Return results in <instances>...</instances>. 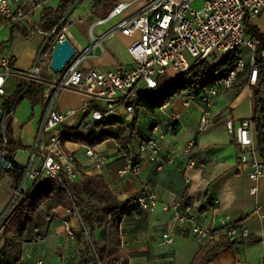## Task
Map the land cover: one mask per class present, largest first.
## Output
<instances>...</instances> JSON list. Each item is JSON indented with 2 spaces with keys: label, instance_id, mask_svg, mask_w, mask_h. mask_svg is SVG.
<instances>
[{
  "label": "built area",
  "instance_id": "2783aa9c",
  "mask_svg": "<svg viewBox=\"0 0 264 264\" xmlns=\"http://www.w3.org/2000/svg\"><path fill=\"white\" fill-rule=\"evenodd\" d=\"M193 1L195 0L119 2L105 19L97 20L90 27L88 46L82 51H76L63 72L47 83L48 88L44 93V115L34 139L29 165L14 191L10 205L0 216L1 232L16 212L18 201L27 196L32 191L33 184L40 179L48 178L59 183L64 181L74 183L80 180L82 172L74 158L63 148L64 133L60 130L78 115H84L88 119V122L81 126L82 130L90 127L96 131L97 124L106 122L108 118L131 122L141 98L156 91L163 77H170L168 83H171L188 74L201 61L214 55L229 57V63H233L234 67L228 72V76L217 80L211 86L204 87L198 94H186L183 97L185 107L197 101L204 104L202 127L209 123L210 110L215 107L216 99L221 93L232 88L237 82L238 75L243 73L247 66L250 67L249 85L255 87L258 84L264 67V51L260 60L257 59L259 40L246 33L245 20L264 18V0H202L200 9L193 8ZM136 3H141L139 10L124 17ZM37 7L38 0H0V19L11 24L29 22ZM119 18L122 19L110 30L96 34L97 27ZM70 24L72 23L69 19L52 49L26 73L15 71L13 55H0L1 106L8 98L7 89L12 79L37 83L43 80L41 75L43 63L57 44L66 39L64 32ZM118 34L133 39L127 49L134 63L132 67L117 65L106 71L82 69L87 59L97 57L95 54L97 50L103 53L104 43ZM241 48H246L250 52L248 61L242 58ZM64 91L83 94L87 100L77 109L59 111L57 102ZM167 106L168 104L160 111L164 112ZM177 121L178 117L172 114L154 124L148 138L139 144L137 155L158 169L163 167L165 161L175 162L178 154L164 155L163 144L175 131ZM227 129L231 141L240 148L239 165L250 168L249 179L256 182L263 178L264 164L257 160L252 117L242 121L239 126H235L234 121L230 119L227 121ZM194 148L195 143L189 142L181 148L180 154L190 157ZM94 157L97 168L108 160L105 155ZM189 166L193 167L194 163L191 162ZM139 172V165L134 166L129 160L118 174L124 176ZM256 193L257 187H253L251 194ZM134 203L140 211L149 213H154L159 206L157 196L148 190L141 193ZM217 203L213 201L214 205ZM162 210L171 214V224L162 235V245L173 244L174 231L188 226L196 241L202 246L218 240L211 228L198 223L194 205L183 202L165 203ZM69 214L70 220L65 222L67 235L74 237L76 233H82L93 264H106L84 226L79 210L75 208L74 212ZM73 221L76 222L77 229H74ZM223 226L225 236L236 245L249 237V230L244 225L232 223L229 217L225 219ZM26 264L43 262H30L29 257Z\"/></svg>",
  "mask_w": 264,
  "mask_h": 264
},
{
  "label": "crops",
  "instance_id": "0c3cea01",
  "mask_svg": "<svg viewBox=\"0 0 264 264\" xmlns=\"http://www.w3.org/2000/svg\"><path fill=\"white\" fill-rule=\"evenodd\" d=\"M134 1L121 0L120 2ZM196 2L202 7V0H195L192 5ZM59 4L60 0H38V7L33 11L29 22L11 24L0 19V55L8 54L15 57L13 66L16 72L26 73L37 63L38 55L47 38V34L39 28L43 12L47 9L55 11ZM88 4L89 19L84 22L82 18L71 19L70 17L72 24L68 25L64 32L65 38L70 41L76 51H82L88 46L89 29L99 20L93 16L89 1ZM140 7L141 3L134 4L124 17L135 14ZM121 19L97 27L96 34L107 32ZM249 24L258 28L264 35L263 17L250 20ZM132 41L133 39L120 34L107 40L103 46L104 52L97 50L95 52L97 57L87 59L82 69L106 71L117 65L132 67L134 63L127 51ZM223 57L221 55L220 59ZM243 73V80L248 81L250 69ZM47 76L57 77L51 71L47 73ZM12 80L15 81V90L11 94L7 92L8 98L15 93L20 82L15 78ZM238 84H240L239 80L236 86L219 95L215 107L210 110L209 123L205 127L201 125V117L205 111L202 102L197 101L185 107L183 97L178 96L168 104L164 112L159 110L163 120L172 114L178 117L175 131L163 144L164 155L176 153L178 156L173 163L165 161L161 169L138 156L140 172L120 176L118 171L129 161L125 151L115 140L90 146V143L99 135V129L96 128L97 130L94 131L91 128L92 135L83 136L81 126L88 122L84 115H78L60 129L63 133L77 131L87 140V145L63 142V148L74 158L83 174L90 177H103L111 192L120 201L133 200L146 190L157 196L159 206L154 213L134 212L125 217L121 223V249L128 257L129 264H192L202 248L214 244L200 245L188 226L174 231L173 244L162 245V235L171 224V214L165 213L162 205L177 202L194 205L198 223L211 228L217 235L218 240L215 243L226 237L223 222L227 217L232 223L244 225L249 230L250 234L246 240L221 252L211 264H263L264 177L256 182L249 179L250 168L239 165L240 148L231 141L227 129V121L230 119L234 121L235 126H239L242 121L252 117L253 87L247 84L238 94L236 88ZM59 98L60 102H57L59 111L77 109L87 100L83 94L73 91H64ZM1 104L2 101L0 106ZM41 105L44 109V102ZM240 109L248 110L250 116H235V112ZM44 110L40 117H36L34 112L32 118L24 125L16 118L13 119L14 138L27 151L29 157ZM131 122L124 126L128 127ZM151 129L152 127L147 133L137 132L133 143L139 146L148 138ZM253 133L256 137L257 160L263 163L258 152L255 127ZM189 142H194L195 148L190 157H185L180 154V150ZM97 148L104 149L98 152ZM84 153L89 156L88 160L84 159ZM90 153L94 156L105 155L108 160L103 166L97 168L95 157L90 156ZM191 162L194 163L193 167L189 166ZM253 187H257L255 195L251 194ZM12 191H14L13 180L9 185L7 198L4 197L5 200H3V211L11 199ZM213 201L218 203L214 205ZM44 209L47 215L43 229L44 235L22 245L20 264H26L29 257L31 262L42 261L43 264H79L82 250L79 233L70 237L65 229V222L70 220L69 211L59 207L49 213L48 207ZM72 225L74 229L78 228L75 221ZM35 232H40V227ZM96 237L100 239L101 233L98 232Z\"/></svg>",
  "mask_w": 264,
  "mask_h": 264
},
{
  "label": "trees",
  "instance_id": "16d2710c",
  "mask_svg": "<svg viewBox=\"0 0 264 264\" xmlns=\"http://www.w3.org/2000/svg\"><path fill=\"white\" fill-rule=\"evenodd\" d=\"M79 1H81L80 5L89 1L93 16L100 20L105 19L121 0H60L59 7L55 11L52 9L45 10L39 28L47 34V38L49 35L54 34L52 41L46 46L45 54L54 46L66 24L67 14ZM249 21V18H246V33L259 40L256 57L260 60L261 53L264 51V35L261 34L258 28L250 25ZM59 26L61 27L56 31ZM233 67V63H229V57L227 56L220 60L205 59L201 61L185 76L171 83L160 84L156 91L141 98L139 105L136 107L134 119L126 127L125 140H122L119 134L120 128L126 125L125 121L112 119L97 124L99 135L90 143V146H97L106 141L115 140L125 151L127 158L133 162L134 166H137L139 158L131 148L134 136L138 132L140 110L146 109L155 113L156 110H160L183 93L198 94L204 87L211 86L217 80L226 78ZM249 69L248 66L245 72ZM243 76L244 73L238 75L237 82L238 80L240 82L236 87L238 94L249 84V80H243ZM47 82L46 75H43V80L39 83L20 81L15 93L7 98L0 108L4 113L0 129V155L4 156L11 164L10 169L0 170V185L2 179L8 175L13 180L14 189H17L26 170V167L15 161L16 153L22 150L23 146L15 140L13 135L14 111L25 100L30 101L34 106L43 103L44 93L48 88ZM263 86L264 67L261 71V79L253 87L252 99V124L256 128L258 152L264 164ZM22 95L23 97H21ZM63 142L80 145L88 144L87 140L77 131L64 133ZM76 165L80 169V166ZM135 200L136 198L128 202L120 201L111 192L103 177H90L82 173L80 180L74 183L69 181L59 183L48 178H42L33 184L32 191L27 196L18 201L14 216L3 228L4 247L0 250V264H20V250L23 243L32 242L37 240L39 236L44 235V233L39 234L35 230L40 227V224L37 223V217L45 207H48L49 213L59 207L67 209L70 213H73L75 208L78 209L83 224L89 231L101 259L106 264H129L128 257L121 249L120 226L125 217L140 211L134 203ZM1 229L0 227V231ZM98 232L101 233L100 239L96 237ZM79 236L82 247L79 264H93L82 233H79ZM234 246H236L235 242H231L227 237H224L219 242L202 248L195 256L192 264H211L221 252Z\"/></svg>",
  "mask_w": 264,
  "mask_h": 264
},
{
  "label": "rangeland",
  "instance_id": "374dc122",
  "mask_svg": "<svg viewBox=\"0 0 264 264\" xmlns=\"http://www.w3.org/2000/svg\"><path fill=\"white\" fill-rule=\"evenodd\" d=\"M198 1H201V0H198ZM197 3L198 2L194 3L192 6L195 9H200L201 6H199ZM89 16H90L89 4H88V2H84L82 5H80L76 9V11L71 16V19L82 18L83 21L86 22L89 19ZM240 52H241L242 58H244L245 60H248L250 58V52L248 51V49L241 48ZM220 58H221L220 55H214L210 59L211 60H220ZM51 61H52V55H51V57L49 56L48 58L45 59V61L43 63V67L41 69L42 77H43V75L47 76V73H49L50 71L53 72L51 67H50ZM47 79H48L47 83H49L52 79H54V76L53 77L47 76ZM170 80H171L170 77L165 76V77H163L160 80V84H167ZM10 83L11 84H10V86H8V89H7L8 94L13 93L14 90H15V81L11 80ZM184 95H186V94L183 93L181 96H179V98L180 97H184ZM59 102H60V98L58 99V103ZM0 108H1V106H0ZM44 109H43V106L41 104L37 105V106H34L33 104H31L30 101L25 100L16 109L14 118H16L17 121H20V123L22 125H24L25 123L28 122V120L30 118H32L34 112H35V116L36 117H40ZM101 110L103 111L104 108H101ZM241 115L250 116V113H249L248 110L245 111L243 109H240V110L235 112V116H241ZM162 117L163 116L159 112V110H156L155 113H152V112H149L146 109H141L140 112H139V115H138V128H139L138 133H141V132L147 133V132H149V128L153 127L154 124H156L158 122H161V120H163ZM110 120H112V119L111 118L107 119V121H110ZM127 123L128 122H125V124H127ZM81 131H82V135L83 136H88V135L91 136L93 130L90 127H88V128L83 129ZM119 134H120V137H121L122 140L126 139L127 130H126V127L124 125L122 126V128H120ZM132 144H133L132 148H131L132 151L137 153L138 144H136V145H135V143H132ZM105 148H106V146H105ZM102 149H104V148H101V150ZM96 150L98 152L101 151L98 148ZM83 157H84L85 160L89 159V156H87L85 153L83 154ZM15 159L23 167H27L29 165L30 157H29V154L27 153V151L25 149L19 150L16 153V155H15ZM37 164H38V162L36 163V165ZM11 180L12 179L10 178V176L6 175L1 181V185H0V213H2V211L4 209L3 200H5L4 197L7 198V195H8L7 193H8V190H9V185L11 184ZM14 191H15V189H14ZM14 191H12L11 199H10L9 203L7 204L5 210L8 208V206L10 205V203L12 201V198H13V195H14ZM4 211H3V213H4ZM46 217H47V215H46L45 209L37 217V223L40 224V232H39V234L43 233V229H44V226H45L44 223L46 221ZM11 218L9 220H11ZM3 247H4L3 232L0 231V250ZM21 251L22 250H20V255H21ZM26 256L27 255H25V257Z\"/></svg>",
  "mask_w": 264,
  "mask_h": 264
},
{
  "label": "water",
  "instance_id": "95a60500",
  "mask_svg": "<svg viewBox=\"0 0 264 264\" xmlns=\"http://www.w3.org/2000/svg\"><path fill=\"white\" fill-rule=\"evenodd\" d=\"M81 1L77 2L76 5L69 11V13L66 16L65 22H67L72 14L75 12V10L79 7ZM61 26H59L57 30H59ZM54 37V34L49 35L44 46L42 47L39 55H38V61L42 59V57L45 55L46 46L52 41ZM76 49L75 47L70 43L69 40L65 39L63 42L58 43L57 46L54 48L52 52V61H51V69L54 74L59 75L63 72V70L66 68V66L70 63V61L75 56ZM23 97V95L21 96ZM15 114V111H14ZM4 119V113L0 109V129L1 124ZM90 156H92V153H90ZM11 164L10 162L2 155H0V170H6L10 169Z\"/></svg>",
  "mask_w": 264,
  "mask_h": 264
}]
</instances>
